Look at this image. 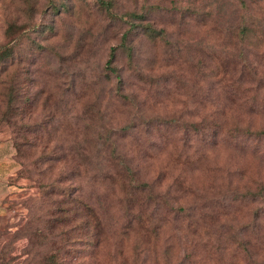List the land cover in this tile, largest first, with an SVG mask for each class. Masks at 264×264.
<instances>
[{
    "label": "rangeland",
    "instance_id": "1",
    "mask_svg": "<svg viewBox=\"0 0 264 264\" xmlns=\"http://www.w3.org/2000/svg\"><path fill=\"white\" fill-rule=\"evenodd\" d=\"M238 2L0 0V264H264V44L231 33L264 41V0Z\"/></svg>",
    "mask_w": 264,
    "mask_h": 264
},
{
    "label": "trees",
    "instance_id": "2",
    "mask_svg": "<svg viewBox=\"0 0 264 264\" xmlns=\"http://www.w3.org/2000/svg\"><path fill=\"white\" fill-rule=\"evenodd\" d=\"M239 6L240 4H243V0H239L238 2ZM208 6V5H207ZM238 6V7H239ZM236 7V6H235ZM245 8H247V5L245 6ZM213 11L210 10L209 8V13L212 12V14H217L219 12V5L216 3V5L212 6ZM204 15H207V13H205ZM241 23H237L235 26L231 27V33H235L234 36L238 37L241 41L244 42V45L246 47H250V48H258V47H262L264 44L263 41V34L259 33V27L257 25V21L251 16V15H242L241 19H240ZM146 28H149L146 26ZM258 28V29H257ZM259 30V31H258ZM262 32V31H261ZM111 55L108 57L107 62L110 61ZM121 167L123 168L124 172L131 177L132 175V170L129 169V167L124 164L121 163ZM148 185L144 184V183H138L133 185V189L135 191H140V192H144L146 191V188ZM82 207L84 208V213L85 215L89 216V217H95V213L93 212L92 209H90L88 207V205H86L85 203H82ZM139 220V218H138ZM87 222V220L85 221ZM89 230V229H87ZM98 232L95 230V228L90 229L87 234H86V240L89 241L90 238L95 237V239L99 238L98 236ZM98 241V240H97ZM96 241V242H97ZM139 243V245L135 246L136 249H139V253L144 252L145 247H144V243L143 241H140V239L137 241Z\"/></svg>",
    "mask_w": 264,
    "mask_h": 264
},
{
    "label": "crops",
    "instance_id": "3",
    "mask_svg": "<svg viewBox=\"0 0 264 264\" xmlns=\"http://www.w3.org/2000/svg\"><path fill=\"white\" fill-rule=\"evenodd\" d=\"M12 145L5 142H0V200L6 194L5 180L11 174L8 169L13 168L12 162Z\"/></svg>",
    "mask_w": 264,
    "mask_h": 264
}]
</instances>
